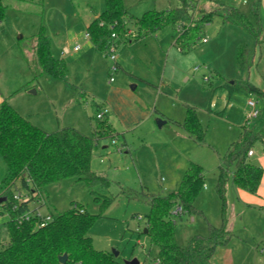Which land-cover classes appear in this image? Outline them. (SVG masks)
Listing matches in <instances>:
<instances>
[{
    "label": "rangeland",
    "instance_id": "obj_1",
    "mask_svg": "<svg viewBox=\"0 0 264 264\" xmlns=\"http://www.w3.org/2000/svg\"><path fill=\"white\" fill-rule=\"evenodd\" d=\"M123 2L138 18L150 10L179 6L178 0ZM253 2L200 1L195 16L219 13L205 28L208 42L183 52L175 45L179 32L167 27L131 43H120L115 51L119 67L114 72L111 50H99L93 38H85L89 25L106 10L105 0H6V18L0 24V90L8 102L47 132L72 127L93 136L100 122L109 121L116 135L97 138L93 151L92 169L109 179L108 189L67 179L46 187L40 201L31 202V209L39 208L43 216H58L78 204L100 216L89 234L97 250L117 251L123 261L155 264L157 249L145 234V217L151 209L146 194H168L177 189L192 162L204 168L205 186L195 204L201 213L184 215L175 228L179 245L186 246L194 236H207L210 225L219 227L224 221V206L217 192L220 167L224 166L225 222L234 236L217 250L215 264H264L260 252L264 208L240 197L232 177L236 166L224 160L248 124L249 100L257 101L246 83L264 88V32L257 39L225 21V6L240 9L256 23ZM259 20L264 27V0ZM129 25L135 30L133 23ZM42 31L50 38L52 55L64 59L68 66L64 79L43 74L33 80L35 39ZM78 43L82 49L74 51ZM241 44L248 49L245 67L237 59ZM187 105L197 108L206 130L204 144L191 139L179 124L186 117ZM257 105L261 113L250 125L264 131V103L257 101ZM102 112L104 119H97ZM160 120L167 122L161 128ZM253 151L251 161L261 165L264 143H256ZM6 175L7 165L0 158V197ZM13 190L27 193L20 183ZM93 192L114 201L102 209ZM9 220V215L0 214L4 241L8 240L5 223Z\"/></svg>",
    "mask_w": 264,
    "mask_h": 264
},
{
    "label": "trees",
    "instance_id": "obj_2",
    "mask_svg": "<svg viewBox=\"0 0 264 264\" xmlns=\"http://www.w3.org/2000/svg\"><path fill=\"white\" fill-rule=\"evenodd\" d=\"M178 1L179 6L176 8L150 10L138 18L130 13L123 0H105L106 10L89 25L87 33L95 40L99 50H107L111 44L118 47L122 42L131 43L133 39L154 35L171 27L179 32L175 45L183 52L191 51L203 42L206 26L219 13L202 12L195 16L202 0ZM260 6L261 0H254L252 14L257 18L256 23L246 13L231 6H225L226 14L223 19L244 28L258 39L264 32L259 20ZM6 10V0H0V24L6 18ZM129 23H133L136 30L133 38L126 37L127 32L133 30ZM113 34L118 39L113 40ZM35 40L33 80L43 74L64 79L68 66L64 59L52 55L49 36L42 31L36 35ZM246 46L241 44L238 47L237 59L241 67L246 66ZM246 89L258 102L264 103V88L247 82ZM180 125L191 139L200 144L205 143L206 130L196 107L186 106V117ZM102 130L105 131L104 136L99 134ZM263 132L254 130L248 123L224 156L227 165L236 166L232 176L235 187L254 196L259 195L264 168L254 164L249 153L256 143H264ZM115 136V130L109 121L100 122L93 136H87L72 127L47 132L20 114L7 99L2 101L0 158L7 165V175L2 183L4 192L1 197L5 200L0 213L9 215L10 220L5 223L8 240L4 241L0 234V264H62L59 258L65 254L68 255L65 264H126L120 256L116 257L111 252L94 247L89 234L100 218L99 215L91 214L84 207L73 204L71 209L53 216L52 220L41 227V220L36 216L39 208L30 207L31 202L40 201L46 187L67 179L83 181L90 187L108 189L109 179L93 171L92 158L97 138ZM205 179L204 168L192 162L177 189L168 194H146L151 209L145 222L147 235L157 249L155 264H215L217 250L226 246L233 238L234 235L227 230L225 222L227 173L224 166H221L217 192L224 206L222 225H210L207 236H194L186 246L179 245L177 241L175 228L178 220L184 215L201 213L195 204L205 186ZM18 183L27 190L29 201L17 203L14 200L13 189ZM93 193L102 209L114 201L113 197L103 193ZM178 207L182 208L183 213L176 215L174 211ZM25 214L31 215L29 220L24 219Z\"/></svg>",
    "mask_w": 264,
    "mask_h": 264
},
{
    "label": "built area",
    "instance_id": "obj_3",
    "mask_svg": "<svg viewBox=\"0 0 264 264\" xmlns=\"http://www.w3.org/2000/svg\"><path fill=\"white\" fill-rule=\"evenodd\" d=\"M136 36V33L134 32V30H129L126 34V37L127 38H133ZM85 38L87 39H90L91 36L89 33H86L85 34ZM112 39L113 40H116L118 39V36L116 34H113L112 35ZM208 37H205L202 41L205 43V42H208ZM116 48L117 46L115 44H111L110 46V50H111V58L112 60L115 62L113 68L111 69L112 71L116 72L118 70V66H117V55L115 53L116 51ZM82 49V45L81 44H76L75 47H74V51H79ZM68 51V49H66ZM113 81V79H111ZM251 111H250V114L248 116V122L247 123H251V120L252 119H256L259 117L260 113H261V110L258 108V105H257V101H254V100H249V103H248ZM105 116V112H102V113H99L97 115L98 119H103ZM115 139H114V143H115ZM123 150V147L122 148H119V151H122ZM249 155H253V151H251L249 153ZM29 198H30V195L28 193H20V192H15L14 194V200L17 202V203H21V202H27L29 201ZM42 203V201H41ZM14 209H17V207H14ZM183 211H182V208L181 207H178L175 211H174V214H182ZM36 216L40 218L41 222L39 223V225L42 227L44 226L47 222H49L50 220H52L53 216L52 215H47V216H43L41 213H40V210H38L36 212ZM24 219L26 220H29L31 215L30 214H25L24 216ZM260 252L264 254V248H261L260 249Z\"/></svg>",
    "mask_w": 264,
    "mask_h": 264
},
{
    "label": "crops",
    "instance_id": "obj_4",
    "mask_svg": "<svg viewBox=\"0 0 264 264\" xmlns=\"http://www.w3.org/2000/svg\"><path fill=\"white\" fill-rule=\"evenodd\" d=\"M75 47V46H74ZM80 51V50H79ZM4 99H7L6 96L1 92L0 90V105L2 103V101ZM28 118V117H27ZM29 119V118H28ZM31 120V119H30ZM33 122V121H32ZM34 123V122H33ZM35 125L37 124V126H39L40 124L38 122L34 123ZM180 124V123H179ZM44 130V129H43ZM123 149H125V146L123 147ZM252 157L255 156V152L253 151V155H251ZM261 162H262V166L264 167V158H261ZM239 191V195L242 199H244L245 202L247 203H251V204H254L253 206H256V207H261V208H264V179H263V182H262V185H261V188H260V192H259V197H256V196H251V194L249 195L248 193L244 192V191H241V190H238ZM2 197H0L1 199ZM250 204V205H251ZM1 214V213H0ZM3 215V214H1ZM264 241V240H262ZM264 248V246L262 247Z\"/></svg>",
    "mask_w": 264,
    "mask_h": 264
},
{
    "label": "water",
    "instance_id": "obj_5",
    "mask_svg": "<svg viewBox=\"0 0 264 264\" xmlns=\"http://www.w3.org/2000/svg\"><path fill=\"white\" fill-rule=\"evenodd\" d=\"M31 93H32V94H36L37 91H36V90H32ZM166 123H167V122H166V121H163V120L158 121V125H159L160 128L163 127ZM4 200H5V198H1V199H0V203H2ZM147 232H148V231H147V229H146V230H145V234H147ZM112 253H113L116 257H119V256H120V253L117 252V251H113ZM59 259H60V262H61L62 264H65V263L68 261V255L65 254V255L61 256ZM125 263H126V264H141V262H140L138 259H132V260H129V261H125Z\"/></svg>",
    "mask_w": 264,
    "mask_h": 264
}]
</instances>
